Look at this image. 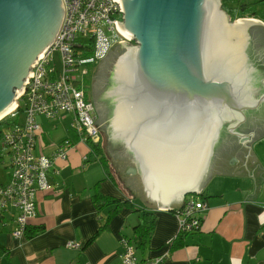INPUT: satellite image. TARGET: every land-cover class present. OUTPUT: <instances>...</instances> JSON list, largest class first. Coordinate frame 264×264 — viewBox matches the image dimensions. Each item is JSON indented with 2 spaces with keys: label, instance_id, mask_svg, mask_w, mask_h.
Segmentation results:
<instances>
[{
  "label": "water",
  "instance_id": "water-1",
  "mask_svg": "<svg viewBox=\"0 0 264 264\" xmlns=\"http://www.w3.org/2000/svg\"><path fill=\"white\" fill-rule=\"evenodd\" d=\"M119 3L124 12L120 26L137 45L116 64L119 86L113 93L118 102L111 126L114 139L126 145L139 167L127 160L114 163L104 138L102 149L118 188L147 207H182L183 199L200 194L211 178L204 175L217 137L230 124L227 131L238 142L224 153L216 175L253 178L252 192L244 201L255 200L264 168L251 143L264 136V125L243 133L239 126L246 111L264 105V94L255 99L250 92L252 76L245 56L249 29L264 32V26L253 18L232 20L221 0ZM63 17L62 0H0V116L15 104L16 91L55 40ZM117 45L128 47V42L114 43L99 62ZM152 108L161 110L159 122L141 120ZM166 115L171 120H163ZM93 125L100 132L98 120Z\"/></svg>",
  "mask_w": 264,
  "mask_h": 264
},
{
  "label": "crops",
  "instance_id": "crops-1",
  "mask_svg": "<svg viewBox=\"0 0 264 264\" xmlns=\"http://www.w3.org/2000/svg\"><path fill=\"white\" fill-rule=\"evenodd\" d=\"M250 4L257 8L264 5V0H251ZM258 16L257 13L252 18L264 26V17ZM69 117L64 116L53 126L39 118L44 146L38 153L50 155L65 139L76 141L70 123L61 139L51 143L48 137L51 131L58 130L57 124ZM91 146L77 143L67 161L57 160L49 172L52 189L37 192V213L28 225L42 228L40 233L16 238L12 231L18 211L8 208L0 216V264H119L121 240L133 236L144 211L152 213L155 221L145 251L137 252L140 260L165 256L160 264H264V180L255 200L244 201L252 192L253 178L213 174L198 195L208 205L200 231L187 235L182 246L172 247V241L179 236L175 214L147 207L137 198L129 199L113 175L109 177L96 161ZM251 150L264 168V136L251 143ZM88 152L89 161L82 168V156ZM5 170L0 185L10 179L9 169ZM97 183L102 195L130 202L138 210L124 207L104 231L95 235L111 209L98 213L93 198ZM70 241L81 243L82 249L67 248Z\"/></svg>",
  "mask_w": 264,
  "mask_h": 264
},
{
  "label": "built area",
  "instance_id": "built-area-1",
  "mask_svg": "<svg viewBox=\"0 0 264 264\" xmlns=\"http://www.w3.org/2000/svg\"><path fill=\"white\" fill-rule=\"evenodd\" d=\"M64 17L55 40L31 65L23 87L16 91L15 108L2 120H16L3 129L0 139L2 161L10 171V179L0 185V216L8 208L18 211L12 235L25 236L26 227L37 213L36 194L51 190L49 172L57 160L67 161L77 143L93 145L100 142V132L93 125L97 113L87 98L86 78L89 67L104 58L109 48L118 41L134 42L120 24L124 12L119 0H62ZM20 105L23 111L19 112ZM71 116L70 129L76 141L65 139L56 145L53 153H38L43 147V126L39 118L55 123ZM0 120V121H2ZM89 153L82 156V168L89 161ZM192 194L183 199L180 208H160L175 214L179 234L200 231L207 203ZM119 264H160L165 256L140 260L135 247L127 238L121 240ZM67 248L80 250L82 244L67 242Z\"/></svg>",
  "mask_w": 264,
  "mask_h": 264
},
{
  "label": "flooded vegetation",
  "instance_id": "flooded-vegetation-1",
  "mask_svg": "<svg viewBox=\"0 0 264 264\" xmlns=\"http://www.w3.org/2000/svg\"><path fill=\"white\" fill-rule=\"evenodd\" d=\"M133 44L137 45V42L134 40ZM133 44L128 43V47L125 45L114 46L113 49L110 51L109 55L104 60L96 64V72L94 73L93 71V74L90 78L91 80L89 81L90 83L88 82V84H86V91L88 98L93 102L97 113V120L101 134L100 140L102 142L103 139L107 137L106 148L113 156L114 163L116 162L118 164L122 161L127 160L131 163V167L136 168L135 166H138V164L135 160L134 155L130 152V150L126 147L124 143L114 139L111 126L118 102L117 96L113 93V91L119 86L115 76V70L117 66L116 64L125 54L129 52V49L132 47ZM245 56L246 63L248 65H246L247 69L251 70H249V74H251L252 76V81L250 83V92L252 96L256 99L264 94V32H262L257 27H251L248 31V42L245 48ZM129 86H132V83ZM129 86H126V91L128 93L127 98L129 99L130 97L131 99L130 95L132 94V92L130 91V89H128ZM153 88L154 91H156L155 86ZM263 108L264 105L260 106L255 110L246 111V119L240 124L239 131L243 133V131H246L248 128L253 127L254 125H264V115L262 111ZM182 109L183 108H179V119L182 118ZM160 115L161 110L159 108H152L151 112L146 113V115H142L141 120L145 121L149 120L150 118H153L154 123L155 121L159 122ZM170 118L171 117L169 115H166L163 120H171ZM234 123L235 122H232V124ZM150 125H147V127ZM228 125L230 124L224 125L223 128L220 130L204 178L216 174L220 165V161L224 156V153L226 151L232 150L235 146V143L238 142L237 138L232 137L228 133ZM137 174L138 171L134 175L129 174V177L131 178L137 176ZM206 174H209V176H206Z\"/></svg>",
  "mask_w": 264,
  "mask_h": 264
},
{
  "label": "trees",
  "instance_id": "trees-1",
  "mask_svg": "<svg viewBox=\"0 0 264 264\" xmlns=\"http://www.w3.org/2000/svg\"><path fill=\"white\" fill-rule=\"evenodd\" d=\"M221 2H222V9L232 18V20H237L239 18H246V17L252 18V17H255V15L257 14L255 12H250L251 7L254 4L246 3V0H221ZM21 111H23V109H22V106L20 105L19 112ZM15 121L16 120H8V119L0 121V139L2 136L1 134L3 132V129L8 127L10 124L15 123ZM101 148L102 147H101L100 142L93 145V150L96 153L95 159L102 165L107 175L109 177H112L111 166H110L109 160L104 155L103 149ZM1 161H2V150L0 149V164H1ZM114 168L116 167L114 166ZM93 198H94V204L99 214H101L108 207H111V209L108 211L107 216L102 221L95 235H97L99 232L104 231L107 227V224L112 219V217L120 213V211L124 207H130V208L136 209L133 206V204H131L130 202H120L119 200L113 197L102 195L99 191V183H97L94 187V197ZM141 218H142L141 223L138 226H136L133 236L130 239H128L129 242L135 247L138 253H143L145 251L147 243L153 232L154 221H155L152 213L146 212V211H144ZM40 231H42V228L41 230H39L38 228H31L28 225L26 227L25 236L28 238L34 237L38 233H40ZM187 235L188 234L179 235L176 239H174V241H172V244H171L172 247L182 246L184 244L183 241Z\"/></svg>",
  "mask_w": 264,
  "mask_h": 264
},
{
  "label": "rangeland",
  "instance_id": "rangeland-1",
  "mask_svg": "<svg viewBox=\"0 0 264 264\" xmlns=\"http://www.w3.org/2000/svg\"><path fill=\"white\" fill-rule=\"evenodd\" d=\"M246 3H251V0H246ZM261 13H259V11ZM251 11H255L258 13V17H264V5L263 4H260L259 6H257V8L255 6H252ZM248 18V17H246ZM133 44V43H132ZM136 46V44H133L132 47ZM93 71H95V66L94 67H89V76L86 78V84H88V82L91 80V76H92V73ZM90 83V82H89ZM87 98H88V95L86 94ZM89 99V98H88ZM21 115H22V112H21ZM11 117L8 116V120H10ZM72 117L70 116L69 117V120L68 121H65L63 124L60 123V124H57L58 125V130L57 131H51L50 135L48 136L49 137V140L51 143L53 142H56L59 137L60 139L62 137H64L67 133H65V128H67L68 124L70 123ZM54 123H48V125L50 126H53ZM55 125V124H54ZM100 138H101V134H100ZM100 144H101V147H102V142L100 140ZM5 164L3 163V161H1V164H0V183L4 180V177H5ZM191 195H188L187 197L190 198ZM136 200H140L139 198H137Z\"/></svg>",
  "mask_w": 264,
  "mask_h": 264
},
{
  "label": "bare ground",
  "instance_id": "bare-ground-1",
  "mask_svg": "<svg viewBox=\"0 0 264 264\" xmlns=\"http://www.w3.org/2000/svg\"><path fill=\"white\" fill-rule=\"evenodd\" d=\"M218 10H219V8H218ZM240 21V20H239ZM126 34V33H125ZM127 35V34H126ZM127 36H131V34L130 35H127ZM232 41H235V39H232ZM14 108H15V104H13L8 110H6L5 111V113H3L1 116H0V120H2L5 116H7L10 112H12L13 110H14Z\"/></svg>",
  "mask_w": 264,
  "mask_h": 264
}]
</instances>
